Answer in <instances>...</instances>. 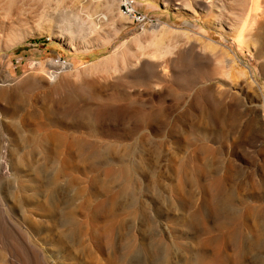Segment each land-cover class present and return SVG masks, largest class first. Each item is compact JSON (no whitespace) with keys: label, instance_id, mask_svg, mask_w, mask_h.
<instances>
[{"label":"rangeland","instance_id":"obj_1","mask_svg":"<svg viewBox=\"0 0 264 264\" xmlns=\"http://www.w3.org/2000/svg\"><path fill=\"white\" fill-rule=\"evenodd\" d=\"M10 1L0 264H264V0Z\"/></svg>","mask_w":264,"mask_h":264},{"label":"bare ground","instance_id":"obj_2","mask_svg":"<svg viewBox=\"0 0 264 264\" xmlns=\"http://www.w3.org/2000/svg\"><path fill=\"white\" fill-rule=\"evenodd\" d=\"M11 2V1H10ZM9 12L11 15H17L19 13H21L20 11V7H19V0H13L10 4V7H9ZM71 40V43L74 44V39L70 38ZM95 42V41H94ZM89 43V42H88ZM93 43V42H92ZM92 43H89V45H91ZM86 44V43H85ZM88 45V44H86ZM52 138H55V137H52Z\"/></svg>","mask_w":264,"mask_h":264},{"label":"built area","instance_id":"obj_3","mask_svg":"<svg viewBox=\"0 0 264 264\" xmlns=\"http://www.w3.org/2000/svg\"><path fill=\"white\" fill-rule=\"evenodd\" d=\"M124 8H125V10H126L127 12H129V13L131 12V11H130V8H129V6H128L127 4L124 5Z\"/></svg>","mask_w":264,"mask_h":264}]
</instances>
